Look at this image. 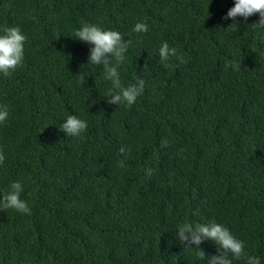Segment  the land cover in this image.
<instances>
[{
	"label": "trees",
	"instance_id": "1",
	"mask_svg": "<svg viewBox=\"0 0 264 264\" xmlns=\"http://www.w3.org/2000/svg\"><path fill=\"white\" fill-rule=\"evenodd\" d=\"M233 6L0 0V29L27 37L22 64L0 74L9 110L0 124V264H207L179 242L177 226L211 221L264 264V29L249 27L258 14L230 26L222 17ZM137 22L148 31L133 32ZM84 23L132 40L121 82L145 85L131 107L107 103L111 82L75 37ZM164 42L185 63L172 57L165 67ZM69 115L87 122L81 137L60 130ZM14 181L30 214L2 207ZM199 248L218 254L212 241Z\"/></svg>",
	"mask_w": 264,
	"mask_h": 264
},
{
	"label": "clouds",
	"instance_id": "2",
	"mask_svg": "<svg viewBox=\"0 0 264 264\" xmlns=\"http://www.w3.org/2000/svg\"><path fill=\"white\" fill-rule=\"evenodd\" d=\"M254 14H258V22L252 23L249 27L254 30L264 29V0H234L231 7L222 19H231L232 25L237 28V18L245 21ZM148 27L145 23L137 22L133 27V32L146 33ZM76 40L87 43L92 47L89 49L88 65L102 66L105 79L111 82L108 90L107 103L110 105H125L131 107L142 94L145 81L138 78L135 84L124 86L121 82L119 66L125 61V54L132 45V40L125 39L121 33L113 30L102 29L99 25L84 23L76 32ZM264 39V37H261ZM27 37L22 34L18 26H4L0 29V74L5 77L11 75L23 62L24 44ZM159 58L165 67L170 58L175 57L179 63H185L182 55L175 47H170L164 42L159 50ZM114 61V63H113ZM234 70L239 71L241 63L232 61L230 64ZM80 84H85L86 80L81 76ZM9 116L7 106L0 107V124L4 123ZM88 124L85 120L75 115H69L62 123L60 130L68 137H81L87 130ZM161 147H167V140L162 141ZM120 153L124 154L125 149L121 148ZM183 151V149L181 150ZM5 161V156L0 152V164ZM121 167L124 160L119 161ZM146 177L152 175L151 169H146ZM23 186L20 181H14L10 185V191L3 195L4 209H14L23 214H30L27 203L20 198ZM177 237L181 244L188 249H196L200 260L207 259V264H232V260H245L246 264H260V260L255 256H248L245 253V244L232 235L230 230L222 224L211 221L207 224L198 223L195 226L189 223H182L177 226ZM204 241H212L216 245L217 255L206 257L205 252L199 248ZM231 257V258H230Z\"/></svg>",
	"mask_w": 264,
	"mask_h": 264
}]
</instances>
